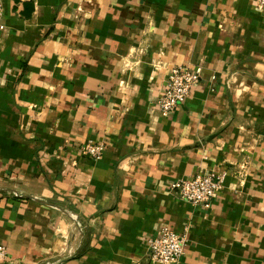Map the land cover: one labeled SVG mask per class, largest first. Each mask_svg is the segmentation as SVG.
Here are the masks:
<instances>
[{
  "label": "crops",
  "instance_id": "0c3cea01",
  "mask_svg": "<svg viewBox=\"0 0 264 264\" xmlns=\"http://www.w3.org/2000/svg\"><path fill=\"white\" fill-rule=\"evenodd\" d=\"M0 264H264V8L256 0H2ZM201 67L171 114L170 68ZM103 142L102 158L79 154ZM77 165L72 166V161ZM228 171L206 206L169 190Z\"/></svg>",
  "mask_w": 264,
  "mask_h": 264
},
{
  "label": "built area",
  "instance_id": "2783aa9c",
  "mask_svg": "<svg viewBox=\"0 0 264 264\" xmlns=\"http://www.w3.org/2000/svg\"><path fill=\"white\" fill-rule=\"evenodd\" d=\"M256 2L260 9L264 8V0H256ZM3 14L4 6L0 0V32L3 28ZM200 78L201 67L192 68L183 64L172 66L165 87L157 99L159 111L165 115L173 113L191 95ZM105 149L106 145L103 142L85 143L79 146L78 152L84 157L98 160L102 158ZM77 164V160H73L71 165L76 166ZM227 177V170L196 174L172 182L169 190L175 192L181 200L192 205L206 206L211 200L218 197L225 186ZM186 243L185 233H178L169 226L162 227L158 236L148 240L149 263L179 264L185 252ZM6 257L7 247L0 245V258L5 259Z\"/></svg>",
  "mask_w": 264,
  "mask_h": 264
}]
</instances>
